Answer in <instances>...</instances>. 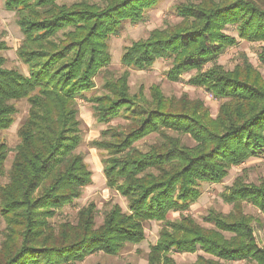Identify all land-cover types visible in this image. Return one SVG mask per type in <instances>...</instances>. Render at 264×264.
Listing matches in <instances>:
<instances>
[{"label": "trees", "instance_id": "16d2710c", "mask_svg": "<svg viewBox=\"0 0 264 264\" xmlns=\"http://www.w3.org/2000/svg\"><path fill=\"white\" fill-rule=\"evenodd\" d=\"M160 0H4L17 15L23 39L16 53L28 73L6 66L0 41V131L9 128L26 99L28 115L18 130L11 167L10 148L0 140V264H77L103 252L118 254L128 243L146 238L145 223L159 221V237L151 244L148 264H179L174 251L203 250L192 264H228L245 260L264 264L252 217L243 202L264 213V178L248 183L238 176L223 193L233 205L224 214L211 211L198 223L183 214L202 194V183L222 182L233 166L264 151V74L248 60L226 69L207 63L237 43L225 32L234 25L250 41L264 40V0H197L180 4L182 20L153 29L146 38L125 47L121 62L144 69L168 58V76L178 80L196 70L189 83L222 100L213 116L200 99L166 96L158 85L150 96L132 93L129 72L105 78L103 92L89 98L101 122L110 125L91 145L103 151L107 185L127 200V210L113 203L97 224V206L90 202L77 222L57 226L59 209L80 198L92 183L93 171L79 150L83 131L78 98L96 87V76L112 62L109 40L124 21L138 22ZM261 62L264 65V47ZM151 134L157 140L138 145ZM189 136L188 144L182 136ZM171 212H179L171 219ZM93 264H105L96 262ZM126 264H135L128 262Z\"/></svg>", "mask_w": 264, "mask_h": 264}, {"label": "rangeland", "instance_id": "374dc122", "mask_svg": "<svg viewBox=\"0 0 264 264\" xmlns=\"http://www.w3.org/2000/svg\"><path fill=\"white\" fill-rule=\"evenodd\" d=\"M194 1L197 0H160L156 6L144 12L142 20L138 22L124 21L119 32L110 38L111 64L96 76V87L91 91L85 92L84 96L78 98L80 109L79 117L83 131V142L79 150L85 155V159L93 171L92 183L84 188L80 198L59 209L57 214L51 219L53 225L57 226L64 221L76 223L78 211L90 202H94L97 206L96 222L98 225L101 224L104 212L111 204L119 203L124 210H127V200L125 197L107 185L103 172V151L91 145V141L99 138L102 130L106 127L125 124L126 122L121 117L112 119L109 122H101L94 115L92 103L89 101V98L103 92L102 85L106 77H118L125 71H128L130 74L129 85L132 93L142 92L146 97H149L151 87L158 85L166 96L180 97L183 94H187L189 99L203 100L210 108L212 115H217L222 100L215 97L205 88L196 87L189 83L190 77L196 73V70L182 74L178 80H172L168 76V70L172 66L171 60L168 58L158 59L152 66L144 69L127 67L121 62L122 53L126 46L132 44L133 41L146 38L155 28H165L179 23L182 18L178 14L177 6ZM16 19V13L8 11L5 8L4 0H0V41H5L8 45V49L2 51V54L7 59L6 66L19 68L27 74L26 66L19 60L16 53L23 39V34ZM225 32L235 36L237 43L226 48L215 60L207 63L205 69L211 67L216 62L223 65L226 69L231 70L236 65L243 64L245 60H248L264 74V65L260 57L262 48L264 47V40L250 41L240 37L234 25L227 26ZM17 107L18 112L13 124L9 128L0 131V140L6 142L11 149L6 161L7 172L12 164L14 148L20 141L18 134L19 127L28 115V101L26 99L17 101ZM182 139L188 144L194 143L187 135H183ZM156 140L157 135L151 134L143 140H140L138 145L146 149L149 144ZM238 176H242L248 183H259L264 178V151L260 155L252 157L240 165L233 166L228 176L222 182L202 183V194L200 198L191 203L189 209L184 211L183 214L191 215L203 226L212 227L213 225L206 220L207 215L211 211L228 214L234 210L233 205L224 199L223 193L233 184ZM7 181L8 176L6 173V175L0 177V186ZM242 205L244 212L252 217V225L255 228L259 245H263L264 213L252 203L244 201ZM180 215L179 212H171L169 217L175 219L180 217ZM161 226L162 223L159 221H148L145 223L146 238L141 243H128L116 255H109L103 252L93 253L77 264H93L96 262L105 264H126L128 262L148 264L147 257L150 246L157 241ZM5 227L6 223L0 215V230H4ZM1 239L2 236L0 237ZM199 255L210 257L203 250L196 252H173V256L179 264H192ZM228 264H247V262L245 260H236L230 261Z\"/></svg>", "mask_w": 264, "mask_h": 264}]
</instances>
